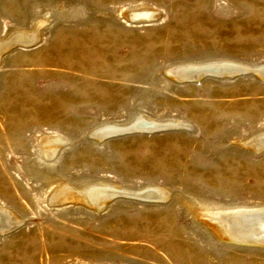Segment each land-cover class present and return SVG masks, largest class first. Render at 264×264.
Listing matches in <instances>:
<instances>
[{
	"label": "rangeland",
	"instance_id": "1",
	"mask_svg": "<svg viewBox=\"0 0 264 264\" xmlns=\"http://www.w3.org/2000/svg\"><path fill=\"white\" fill-rule=\"evenodd\" d=\"M0 43V264H264L205 220L264 207V79L175 75L263 65L264 0H0Z\"/></svg>",
	"mask_w": 264,
	"mask_h": 264
},
{
	"label": "bare ground",
	"instance_id": "2",
	"mask_svg": "<svg viewBox=\"0 0 264 264\" xmlns=\"http://www.w3.org/2000/svg\"><path fill=\"white\" fill-rule=\"evenodd\" d=\"M15 38H18V40L20 42H23L22 40H20L21 38H25V40L27 39L28 41H30L28 39L30 37L27 35H21L20 34V35H16L14 37V39ZM2 46H3V43H0V48ZM1 50H2V48H1ZM197 64H200V63H197ZM243 66H241V65L240 66H237V65L231 66V65L223 64V63L210 64V65H207L204 67H201V66L193 67L192 66L193 68H196V69H190L191 67L189 69H188V67L182 68V69H179L175 75L176 76L178 75L179 77L187 78V77H191L193 75H200V74L206 73V71H210V73L216 72L218 74L223 75V74H232L233 73L232 71L237 70L234 73H237V72L249 73L250 72V73H253L254 75H258L262 79H264V64L261 66H255V67H252V66L248 67V65H247V67H245V66L243 67ZM149 119H151V118H149ZM135 120H136V118H135ZM159 123H162V122H159ZM154 124L155 123H151L148 121L138 122V123H134L128 127H123L125 129H120L122 127H117V126H114V127L113 126H105V127H102L100 129V132H98L97 135H99L100 139H103V138H109V137H112L115 135L125 134V132L131 133V132H136V131H140V130H146V131H151L154 129L156 130V128L158 126L154 125ZM144 125H147V126H144ZM164 126H166V125H164ZM260 144L264 145V139H263V141H261ZM251 145L253 147L257 148V146L259 145V141H254L251 143ZM60 146L55 145V147L46 149L45 156L47 158L53 157L56 154L57 149ZM158 186H160V185H158ZM85 190H87V191L84 192V195L86 196L84 199L77 194H73L72 197H66V198H72L75 201L85 200L90 205H94V204L99 205V204H103L109 197H111L112 195L115 194L116 191H118V189L113 187V185L112 186L109 185L108 183L107 184L106 183L105 184H96L93 187H91L89 189H85ZM123 191H125V190H123ZM133 191H135V190H133ZM167 191H168V189H167ZM126 192H128V191H126ZM126 194L130 195L131 197L138 198L141 200L158 201L160 199L165 198L166 191L164 189H162L161 187H157V186L155 187V185H154V186H149V187H146L144 189H141L137 193L135 192V193H126ZM53 198H52V200H53ZM71 201H73V200H71ZM15 214L16 213H13L12 211L8 212L5 209L0 208V229H3L7 225H9V227H10L11 224L16 225L17 223H19V218ZM205 220L208 223H210V225L217 231V233L219 234V236L222 239L224 238L227 240L236 241V242H243V243L258 242V243L264 244V207L240 208V209L224 210V211H216V212L210 211L209 213H207L205 215ZM20 221H21V219H20ZM9 223H11V224H9ZM6 230H8V229H6Z\"/></svg>",
	"mask_w": 264,
	"mask_h": 264
}]
</instances>
